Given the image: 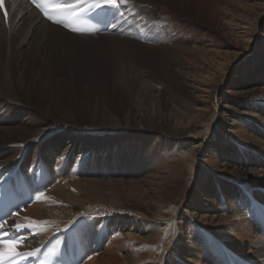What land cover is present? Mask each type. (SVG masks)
<instances>
[{"label":"bare ground","instance_id":"bare-ground-1","mask_svg":"<svg viewBox=\"0 0 264 264\" xmlns=\"http://www.w3.org/2000/svg\"><path fill=\"white\" fill-rule=\"evenodd\" d=\"M175 2L188 5L187 0ZM1 3L0 182L10 179L18 187L25 183L33 198L28 207L1 225L0 240L14 241L19 255L0 258V264L33 263L34 255L48 252V245L60 235L67 236L79 264H264V97L245 98L241 111H236L250 117H237L231 124L225 119L226 112L237 106L218 97L219 89L228 84L229 71L234 70L233 59L242 51L225 54L224 63L198 61L201 69L209 72L196 76L198 83L181 82L202 94L204 101H212L213 112L206 116L197 108L192 115L172 118L171 133H186L188 141L183 145L158 142L162 154L176 159L178 166L155 163L146 167L144 173L155 174L148 177L130 172L133 165L123 166L132 159L131 148L138 146L137 138L118 129L119 121L108 107L101 130L69 125L65 117L56 122L41 121L30 108L34 87L43 86L44 95L52 99L54 89L65 83L53 74L65 65H54L57 49L65 53L64 61L74 65L80 56L78 40L88 42L117 28L120 5L106 33L80 35L44 21L26 0ZM126 16L122 21L125 31L130 24ZM230 24L234 25L231 31L237 36L238 48L248 49L245 55L250 61L239 59L237 64L242 66L236 85L242 86L246 79L243 88L258 85L264 96V58H258L262 48L256 36L257 27L264 24V0H252L241 20ZM52 38L64 44L58 45ZM125 118L127 122L128 115ZM90 122L96 123L95 119ZM11 142L16 148L13 152L19 151L16 156L4 151L5 144ZM82 165L97 178L138 175L132 181L79 180ZM199 193H204L211 209L218 208L217 222H205V226L184 220L190 206H201ZM146 211L154 213L149 217Z\"/></svg>","mask_w":264,"mask_h":264},{"label":"rangeland","instance_id":"rangeland-1","mask_svg":"<svg viewBox=\"0 0 264 264\" xmlns=\"http://www.w3.org/2000/svg\"><path fill=\"white\" fill-rule=\"evenodd\" d=\"M76 1L70 0V3ZM187 2L188 5L176 3L175 0H125L119 7L121 16L117 19V28H113L101 38L96 37L88 42H86L87 40H78L80 56L79 60L76 59L73 62L74 65L69 60V62L64 61L62 54L65 53L55 49L56 60L54 63H56L54 65H65L63 69L53 71V74L56 79L62 78L65 83L58 90L54 89L52 99L44 95L46 92L43 86L34 87L30 101L32 111L41 121L56 122L65 117L69 125L77 124L85 129L101 130L104 129L102 117L105 114V107H108L109 112L116 118L114 120L119 121L118 129L124 134H127L126 131H128L130 135H133L132 137L137 138L135 145L138 146L131 148L130 158L132 161L123 165L124 160H122L119 168L122 165H133L134 168H130V172H142L144 176L153 177L155 174H149L150 171L144 173L147 166L158 164V162L166 166H178L176 159L166 158L162 154L159 142L183 145L188 141L186 137L189 135L186 133H171L170 129H173V126L170 125V121L173 123L172 118L179 114L192 115L197 108L204 111L203 113L207 116L208 113L213 112L215 106L212 101H204L205 98L202 97V94L197 95L189 87H184L181 82L193 80L198 83L195 77L209 72L208 68L201 69L200 63L214 62V60L224 63L226 61L225 54L228 55L232 51L236 53L238 50L243 53L237 59H233L234 63L232 64L235 65L232 69L234 70L229 71L228 84L219 89L218 97L232 101L237 106L236 109L226 110L225 119H228L230 124L232 120H237V117H250L246 114L240 115L236 110L241 111L243 108L241 103L245 98L264 96L263 94L261 96L257 90L258 85L251 83L252 88H243L247 83L246 79L243 80L242 86L236 85L235 81L239 79L238 71L242 66L237 63L246 57L248 49L238 48L237 36L231 31V27L234 25L230 23L233 20H241L252 0H187ZM91 4L92 0L83 1V5ZM124 15L128 16L126 17L130 22L126 31L122 29ZM2 22L7 23L4 19ZM257 29L256 36L260 39L258 46L262 48L258 58H264V24L258 26ZM51 36L55 37L50 34L49 37ZM52 40L58 45L64 44L59 38H52ZM0 53L3 62L2 48ZM77 54L79 53L77 52ZM255 57L257 58V55ZM201 58L203 60H199ZM246 59V63H249L247 57ZM60 61L61 63H59ZM230 84L236 85V87L230 88ZM240 89H246L247 92L241 95L232 93L234 90L240 91ZM23 104L27 106L25 103ZM205 106H207V110ZM70 114L76 118L72 119ZM126 115L129 117L127 122L125 121ZM108 116L110 115L108 114ZM91 119H95L96 126L90 122ZM243 121L246 126L247 119ZM220 122L223 124L224 119L220 118ZM197 129H192L191 134L197 132ZM174 137L176 138L174 139ZM138 143L142 144L139 146ZM6 145L4 150L7 152L6 155L14 153L16 156L19 153L18 150L13 152L16 148L12 142ZM138 155L139 157H136ZM141 158L142 160H140ZM80 170L77 178L90 181H118V179L132 181L138 175L125 176V174H121V177L105 175L97 178L91 170H87L83 165L80 166ZM167 171L169 169L165 171V174ZM139 177L143 176L140 174ZM222 182L218 181V183ZM218 183L215 185L218 186ZM203 194L199 193L201 206L198 205L195 208L190 206L188 209L190 214L187 213L184 220L195 221L207 226L212 222H217L215 219L219 216V212L218 208L215 210L208 206ZM178 195H181V192ZM219 199L223 200L220 196ZM152 213L154 212L148 211L147 213L146 211L149 217ZM205 222L209 223L206 225Z\"/></svg>","mask_w":264,"mask_h":264},{"label":"snow or ice","instance_id":"snow-or-ice-1","mask_svg":"<svg viewBox=\"0 0 264 264\" xmlns=\"http://www.w3.org/2000/svg\"><path fill=\"white\" fill-rule=\"evenodd\" d=\"M124 2L125 0H92L91 6L93 8H100L103 6L118 7ZM14 244V241L0 240V249H2V251H0V258L19 255V253L15 251Z\"/></svg>","mask_w":264,"mask_h":264}]
</instances>
